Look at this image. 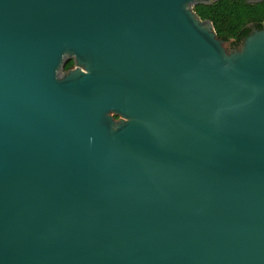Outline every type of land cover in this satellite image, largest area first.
I'll use <instances>...</instances> for the list:
<instances>
[{"label":"water","instance_id":"95a60500","mask_svg":"<svg viewBox=\"0 0 264 264\" xmlns=\"http://www.w3.org/2000/svg\"><path fill=\"white\" fill-rule=\"evenodd\" d=\"M215 1L0 0V264H264V27Z\"/></svg>","mask_w":264,"mask_h":264},{"label":"trees","instance_id":"16d2710c","mask_svg":"<svg viewBox=\"0 0 264 264\" xmlns=\"http://www.w3.org/2000/svg\"><path fill=\"white\" fill-rule=\"evenodd\" d=\"M194 11L201 19H209L218 37L236 46L252 29L264 27V0H217L210 4H196ZM73 66L69 60L64 69Z\"/></svg>","mask_w":264,"mask_h":264}]
</instances>
